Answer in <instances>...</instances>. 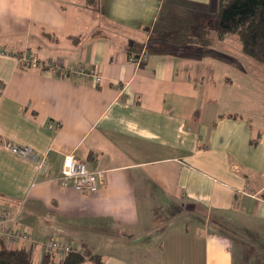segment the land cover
Returning <instances> with one entry per match:
<instances>
[{"label":"crops","instance_id":"1","mask_svg":"<svg viewBox=\"0 0 264 264\" xmlns=\"http://www.w3.org/2000/svg\"><path fill=\"white\" fill-rule=\"evenodd\" d=\"M217 3L0 0V208L33 240L9 247L36 263L61 237L81 264H264V114L245 91L264 66L233 37H167ZM65 154L104 172L97 190L53 180Z\"/></svg>","mask_w":264,"mask_h":264},{"label":"trees","instance_id":"2","mask_svg":"<svg viewBox=\"0 0 264 264\" xmlns=\"http://www.w3.org/2000/svg\"><path fill=\"white\" fill-rule=\"evenodd\" d=\"M93 3L94 0H87ZM175 44H194L203 48L233 37L245 57L264 66V0H218L215 20L203 27L182 26L167 35ZM32 246L11 248L0 241V264H81L85 254L74 249L63 256L43 253L40 262L33 260ZM90 264H101L98 255L89 256Z\"/></svg>","mask_w":264,"mask_h":264},{"label":"built area","instance_id":"3","mask_svg":"<svg viewBox=\"0 0 264 264\" xmlns=\"http://www.w3.org/2000/svg\"><path fill=\"white\" fill-rule=\"evenodd\" d=\"M141 58H144L141 55ZM132 60L134 57L131 58ZM73 72L79 70L73 69ZM99 82L100 76H95ZM52 127V123H49ZM12 153L26 158L37 165L39 171H49L50 163L46 155H37L29 146H19L12 143L5 145ZM63 187L71 186L78 191L93 192L104 182V172L93 170L87 165L75 158L72 154H65L62 157L58 174L53 178ZM13 215L8 208H0V241L10 246L20 242H32L31 235L27 231H20L12 227L11 221ZM43 253H53L60 257L74 250L71 244L61 237H51L41 242Z\"/></svg>","mask_w":264,"mask_h":264},{"label":"rangeland","instance_id":"4","mask_svg":"<svg viewBox=\"0 0 264 264\" xmlns=\"http://www.w3.org/2000/svg\"><path fill=\"white\" fill-rule=\"evenodd\" d=\"M213 16H214V13L212 14V17ZM218 53L220 54V52H217V54ZM253 86H254V89L251 91L247 89L246 90L244 89V90L246 91V93H250L251 96H255L259 99L258 101H254L253 108H255V106L258 105V108H259L258 110L264 114V82L257 83L256 85H253Z\"/></svg>","mask_w":264,"mask_h":264}]
</instances>
